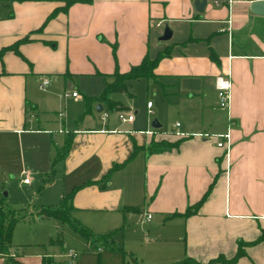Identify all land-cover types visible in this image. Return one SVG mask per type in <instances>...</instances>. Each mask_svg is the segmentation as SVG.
Returning <instances> with one entry per match:
<instances>
[{
    "label": "crops",
    "instance_id": "0c3cea01",
    "mask_svg": "<svg viewBox=\"0 0 264 264\" xmlns=\"http://www.w3.org/2000/svg\"><path fill=\"white\" fill-rule=\"evenodd\" d=\"M196 1L82 0L67 7L64 0L0 1V197L7 204L10 190L2 192L15 180L32 195L39 187L56 199L81 185L73 217L89 228L146 224L152 238L145 243L157 248L161 264L186 257L201 264H264V15L251 11L258 0H206L202 10ZM165 27L171 36L161 40ZM165 48L170 55L154 69L158 80H150L175 123L163 128L161 120H149L147 105L139 116L116 93L111 98L134 113L133 121L121 123L117 110L99 101L84 114L85 97L100 95L115 70L126 72ZM227 74L229 113L218 107L215 88V78ZM44 79L49 83L40 88ZM142 79L128 81L131 94H122L133 96V82ZM72 91L80 96L65 95ZM150 109L159 111L153 102ZM102 111L109 112L105 121ZM228 128L226 153L217 135ZM68 138V151L52 167ZM151 140L180 143L148 154L142 147ZM134 146L140 149L129 159ZM116 164L122 166L100 186ZM208 189L195 213L169 217ZM239 245L243 254L226 263ZM12 252L15 262L0 256V264H42L43 256L52 257Z\"/></svg>",
    "mask_w": 264,
    "mask_h": 264
},
{
    "label": "rangeland",
    "instance_id": "374dc122",
    "mask_svg": "<svg viewBox=\"0 0 264 264\" xmlns=\"http://www.w3.org/2000/svg\"><path fill=\"white\" fill-rule=\"evenodd\" d=\"M158 88L153 81L147 82L142 79L133 82L130 89L133 96L116 93L114 97L135 105L136 109L139 110V116L145 114L146 103L150 100L154 103V109L159 111L156 115H149V120H161L163 128H166L171 123H175L176 115L169 111L168 104L165 103V99H163L164 97ZM94 114H98V111H95ZM8 190H10L7 197L8 202L25 215L14 226L12 235L13 252L17 251L23 255L50 254L54 260L52 264H161L157 259L158 252L155 251L157 248H150L145 243L146 238H152V235L147 232L146 224L138 222L137 225L131 224L116 230L114 239L122 248V251L103 248L99 252L95 244L87 242L67 223L47 215L40 216L36 212L35 207L37 206L44 207L59 202L60 199L54 198L53 193L42 191L38 187L37 191L39 193L32 195L30 191L21 188L16 180L7 184L2 193L4 194ZM29 204L33 207L31 212L26 209ZM90 228L95 233L112 230L111 227L106 228V226L100 224H94ZM70 249L77 254L76 257L71 258L68 256L67 251ZM14 257L15 254L11 256L12 259ZM36 259L38 260L39 257Z\"/></svg>",
    "mask_w": 264,
    "mask_h": 264
},
{
    "label": "trees",
    "instance_id": "16d2710c",
    "mask_svg": "<svg viewBox=\"0 0 264 264\" xmlns=\"http://www.w3.org/2000/svg\"><path fill=\"white\" fill-rule=\"evenodd\" d=\"M77 1H82V0H64L65 7ZM168 55H170V49L165 48L162 51L158 52L157 55L153 58H150L148 55H146L141 60L140 63L131 66L130 69L126 72H119L118 70H115L114 73L112 74V80L106 81L105 86L102 92L100 93V95L96 97H88V96L85 97L88 108L85 110L84 114H87L90 111L89 105L93 101H99L105 103L109 111L126 110L127 107L123 103L113 100L111 98V95L113 93H122V92L131 94L128 91V84H127V82L130 80H137L140 78H145L148 80L150 79L158 80V75L155 74L154 69L157 63L159 62V60ZM211 57L213 58L214 56L212 55ZM179 143L180 140L174 142H170L167 140H160V141L151 140L146 146L142 147V149L146 153L151 154V153L168 151L173 148H177ZM69 145H70V139L68 138L66 139L63 147L54 152L52 156V167L56 160H58L60 157H63L66 154V152L69 149ZM139 149H140L139 147L134 146L129 159L133 158ZM120 166H122V164L113 165L104 174L102 179L100 181H97V183L100 186H105V184L109 181L111 174ZM51 180H52V171L48 174L47 177L44 178L42 182V186L49 183ZM79 186L81 185H77L73 187L68 193L64 194L61 197L60 201L55 205L35 207L37 213L39 215H47L67 223L76 233L81 235L87 242L95 244L97 249L101 247L102 249L105 248L112 251H122V248L116 243L114 239L116 230L120 228L103 233H94L88 226L84 225L78 219L73 217L71 213L73 209L72 200L74 193L79 188ZM208 193H209V189L203 194V196L198 202H196L192 206H189L183 213L175 212L170 214L169 217H175L179 215L188 216L192 213H195L197 209L200 207V205L203 203L205 198L207 197ZM130 208L139 210V207L136 206H132ZM24 217H25L24 214L20 213L16 208L7 204L4 201V199L0 197V256H4L10 262H13L14 260L10 256V250L13 247L12 235H13L14 226L18 220L23 219ZM260 238L264 239V233L261 235ZM242 254L243 251L241 249V246L239 245L238 251L234 256V258L225 262L226 263L232 262ZM215 261L216 260H211L206 264H214ZM52 263H53L52 257L50 256L42 257V264H52ZM172 264H201V263H199L198 261L192 258L186 257Z\"/></svg>",
    "mask_w": 264,
    "mask_h": 264
},
{
    "label": "built area",
    "instance_id": "2783aa9c",
    "mask_svg": "<svg viewBox=\"0 0 264 264\" xmlns=\"http://www.w3.org/2000/svg\"><path fill=\"white\" fill-rule=\"evenodd\" d=\"M49 83V81L47 79H44L41 84H40V88H43L44 86H46ZM231 80L229 75H222V76H217L215 78V88L217 91V98H218V107L220 109L226 110L227 113H229V109H230V103H231ZM66 96L71 95L74 98H78L80 95L78 94L77 91H72V92H67L65 94ZM147 105V114L151 115L152 114V110L150 109L152 106V102L151 101H147L146 103ZM116 115L118 120L121 123H125V122H131L134 120V113L133 112H128L125 110H118L116 111ZM109 116V112L108 111H102L101 113V120L105 121L107 119V117ZM228 118H230L228 116ZM176 127L179 126V123L175 124ZM147 134H153L154 131L151 129H146L144 131ZM176 135L179 136H184V133L182 132H176ZM203 136H208V134H203ZM218 142L217 145L219 147H222L225 152L227 153L229 147H230V132H229V128L227 129V131L225 133H221L218 134ZM23 182L25 183H29V178L28 177H24L22 179ZM148 218H150V215L147 216ZM102 248L99 247L98 250H101ZM67 254L69 257L74 258L76 257V253L73 250H68Z\"/></svg>",
    "mask_w": 264,
    "mask_h": 264
},
{
    "label": "water",
    "instance_id": "95a60500",
    "mask_svg": "<svg viewBox=\"0 0 264 264\" xmlns=\"http://www.w3.org/2000/svg\"><path fill=\"white\" fill-rule=\"evenodd\" d=\"M206 0H202L201 2L200 1H196L195 2V6L198 10H202L204 4H205ZM251 11L255 14H258V15H264V0H258V1H254L252 4H251ZM171 36V31L170 29H168V27H165L164 29V32L163 34L161 35L160 39L161 40H166V39H169ZM101 108V105L100 103L97 104L96 106V109L97 110H100ZM152 126L153 127H159L160 124L157 122V121H152Z\"/></svg>",
    "mask_w": 264,
    "mask_h": 264
}]
</instances>
